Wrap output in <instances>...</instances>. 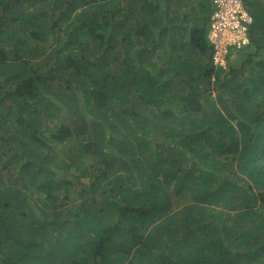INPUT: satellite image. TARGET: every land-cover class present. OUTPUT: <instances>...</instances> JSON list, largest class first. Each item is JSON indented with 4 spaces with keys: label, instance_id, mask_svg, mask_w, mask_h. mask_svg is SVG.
Masks as SVG:
<instances>
[{
    "label": "trees",
    "instance_id": "16d2710c",
    "mask_svg": "<svg viewBox=\"0 0 264 264\" xmlns=\"http://www.w3.org/2000/svg\"><path fill=\"white\" fill-rule=\"evenodd\" d=\"M242 1L223 66L212 0H0V264H264V0Z\"/></svg>",
    "mask_w": 264,
    "mask_h": 264
},
{
    "label": "built area",
    "instance_id": "2783aa9c",
    "mask_svg": "<svg viewBox=\"0 0 264 264\" xmlns=\"http://www.w3.org/2000/svg\"><path fill=\"white\" fill-rule=\"evenodd\" d=\"M214 11L210 18L209 37L214 45V60H219V49L244 44L251 18L241 0H212ZM223 45V46H222Z\"/></svg>",
    "mask_w": 264,
    "mask_h": 264
},
{
    "label": "clouds",
    "instance_id": "9594fccd",
    "mask_svg": "<svg viewBox=\"0 0 264 264\" xmlns=\"http://www.w3.org/2000/svg\"><path fill=\"white\" fill-rule=\"evenodd\" d=\"M242 1V0H241ZM242 3H243V1H242ZM243 6H244V3H243ZM244 8H245V11L247 12V14L249 15V17L251 18V22L248 24V31H247V35H246V42L244 43V44H241V46H239V47H236V48H243V47H246L247 46V43H248V41H249V26H250V24H252V22H253V19H252V16L249 14V12L247 11V9H246V7L244 6ZM212 15V14H211ZM211 18V17H210ZM210 29V28H209ZM207 39H208V42H209V44L211 45V51H210V53H209V56H211V59H212V61L215 63V64H218V65H225V62H224V55L226 54V52H227V47H231V46H226L225 47V49L224 48H220L219 49V53H218V56H219V60L217 61V62H215V60H214V55H215V51H214V45H213V43H212V40L210 39V37H209V32H208V37H207ZM233 46H236V45H233Z\"/></svg>",
    "mask_w": 264,
    "mask_h": 264
},
{
    "label": "rangeland",
    "instance_id": "374dc122",
    "mask_svg": "<svg viewBox=\"0 0 264 264\" xmlns=\"http://www.w3.org/2000/svg\"><path fill=\"white\" fill-rule=\"evenodd\" d=\"M180 3H181V5L183 6V8H185L186 10H188L190 13L194 10V6H193V4H192V0H180ZM206 3H207V5H208V2L206 1ZM256 3V2H255ZM197 4H198V2H197ZM200 10V9H199ZM202 11V10H201ZM207 12V9H205V10H203L202 12H201V14H203V13H206ZM60 36L62 37V38H65V35L63 34V33H60ZM48 44V43H47ZM50 44V43H49ZM54 48L55 47H58V45L57 44H53L52 45ZM223 46V45H222ZM50 52V51H49ZM229 54H231V57H233L234 55H235V52L232 50V49H230L229 50ZM229 78V77H228ZM213 96H215V93H213ZM177 204V203H176ZM184 204L185 203H183V202H180L178 205H175V207H177V208H179V209H181V208H183V206H184ZM179 209H177V210H179ZM217 210H220L219 208L217 209Z\"/></svg>",
    "mask_w": 264,
    "mask_h": 264
},
{
    "label": "crops",
    "instance_id": "0c3cea01",
    "mask_svg": "<svg viewBox=\"0 0 264 264\" xmlns=\"http://www.w3.org/2000/svg\"><path fill=\"white\" fill-rule=\"evenodd\" d=\"M194 5H195V8H194V10H193V13H195V11L198 9V6H196L197 4L194 3Z\"/></svg>",
    "mask_w": 264,
    "mask_h": 264
}]
</instances>
